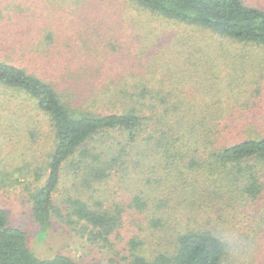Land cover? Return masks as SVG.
<instances>
[{"label":"trees","instance_id":"obj_1","mask_svg":"<svg viewBox=\"0 0 264 264\" xmlns=\"http://www.w3.org/2000/svg\"><path fill=\"white\" fill-rule=\"evenodd\" d=\"M129 1L206 30L210 47L222 44L220 58L181 40L183 67L170 68L155 83L141 74L136 49L130 50L134 65L110 70L88 53L84 64H74L81 53L52 49L59 43L52 33L0 34V54L6 53L0 57V141L8 138L0 144H29L26 135L30 144L49 139L38 124L17 116L28 107L30 122L35 112L51 124L49 176L30 196L39 234L46 237L58 217L80 226L92 245L127 254L130 264H231L233 256L214 238L217 229L237 233L248 246L264 245V97L254 105L252 96L241 98L252 62L236 65L242 53L230 50H264V10L247 0ZM2 21L5 29L18 25L0 10ZM114 53L128 58L115 50L107 55ZM222 60L235 64L237 75L214 71ZM219 87L240 93L234 101L219 98ZM187 88L199 95L189 97ZM255 93L261 96L262 89ZM19 159L17 176H26L29 156L21 152ZM114 176L131 183L130 200L101 188ZM8 179L0 176V185ZM61 189L63 209L55 203ZM155 230L175 231L172 248L148 256L140 248ZM0 264L77 262L61 254L38 256L0 206Z\"/></svg>","mask_w":264,"mask_h":264},{"label":"rangeland","instance_id":"obj_2","mask_svg":"<svg viewBox=\"0 0 264 264\" xmlns=\"http://www.w3.org/2000/svg\"><path fill=\"white\" fill-rule=\"evenodd\" d=\"M247 2L264 10V0H247ZM0 10L4 16L8 15L14 20L11 24L18 23L5 29L4 26L8 24L4 22L5 20L0 22V34L13 32L22 35L29 31L33 35L40 32L42 37H47L52 33L59 39V43L54 44L52 49H61L71 54L81 53L78 59L80 61L74 64H84L85 53H88L92 54V59L98 60L101 66L108 65L110 70L116 67L126 71V68L134 65L130 58L133 55L131 52L136 49V53L141 57L136 60L143 66L141 74L149 82L156 83L163 79L170 68L183 67V62L178 61L182 58L180 53L182 45L178 46L181 40L190 50L191 48L204 49L219 58L221 55L219 47L222 44L210 47L207 41L211 36L206 30L176 24L160 15L134 6L129 0H0ZM157 43H159L158 48L154 49ZM231 48V51L237 50L236 53H242L239 59L233 60L236 65L243 63L246 59L252 62L249 79L241 88L243 92L241 98L252 96L253 105L257 101L261 104L260 100L264 97V50L255 51L240 45H234ZM114 50L125 52L128 58L115 53L107 55ZM5 54H0V57H5ZM235 64L219 62L213 70L227 77L229 73L237 75L233 71ZM26 67L29 69V66ZM122 73L118 74L122 77ZM83 74L85 73H77V75ZM258 87L262 89L261 96H256ZM216 90L219 98L231 97L232 101L240 93L239 90L236 91L237 94L225 93L220 87ZM185 93L189 97L199 95L197 91L190 88H187ZM258 109L261 107L259 106ZM12 113L14 114L15 111ZM23 113L17 116H23L27 122L29 119V124H38L42 131H46L45 133L49 135V139L47 140L43 135L40 144H30L29 135H26L29 144H16V142L0 144V168L8 167L9 170L7 173L1 171L0 176L10 178L9 181H5L6 184L0 185V206L8 210L12 225L28 234L29 246L42 258L61 254L71 257L77 264H130V261L126 259L127 254L121 255L119 252L112 251V248L102 249L92 245L88 237L82 234L80 226L75 225L74 222L66 223L54 217L53 226L48 235L45 237L39 234L40 228L32 215L30 196L48 179V159L54 150L55 138L46 116L34 112L32 114L34 118L30 122L29 107L27 113ZM16 140L18 137L15 138ZM21 152L29 156V174L18 177L16 168L21 162L20 159L18 160ZM34 155L37 158H34ZM130 186L131 183L127 186L123 185L122 179L114 176L101 188L115 198L130 200L131 194L128 191ZM66 196L64 189L55 196V203L60 209L65 206L63 201ZM174 236L175 231L172 230L169 232L155 230L154 233L145 234V243L140 248V252L154 256L160 250L171 249ZM119 251L121 252L120 249ZM230 263L264 264V245L249 246V252L245 258L231 257Z\"/></svg>","mask_w":264,"mask_h":264},{"label":"clouds","instance_id":"obj_3","mask_svg":"<svg viewBox=\"0 0 264 264\" xmlns=\"http://www.w3.org/2000/svg\"><path fill=\"white\" fill-rule=\"evenodd\" d=\"M214 238L218 245L229 255L243 259L249 252L248 242L237 233L223 229H217Z\"/></svg>","mask_w":264,"mask_h":264}]
</instances>
